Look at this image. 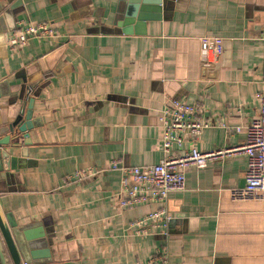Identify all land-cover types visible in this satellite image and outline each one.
<instances>
[{
    "label": "crops",
    "instance_id": "1",
    "mask_svg": "<svg viewBox=\"0 0 264 264\" xmlns=\"http://www.w3.org/2000/svg\"><path fill=\"white\" fill-rule=\"evenodd\" d=\"M22 21L56 36L11 49ZM263 32L264 0H0V113L12 121L35 100L32 145L21 135L13 151L33 164L0 184L2 214L47 238L46 264H152L162 251L167 264H264V208L246 191L243 155L187 170L165 205L121 208L111 169L162 160L170 97L201 107L206 123L174 154L243 145L261 109ZM85 170L100 173L74 179ZM162 209L166 228L131 229Z\"/></svg>",
    "mask_w": 264,
    "mask_h": 264
},
{
    "label": "built area",
    "instance_id": "2",
    "mask_svg": "<svg viewBox=\"0 0 264 264\" xmlns=\"http://www.w3.org/2000/svg\"><path fill=\"white\" fill-rule=\"evenodd\" d=\"M56 36V31L48 24H34L22 21L18 29L8 39L11 49L27 46L32 40L47 39ZM264 40V32H263ZM262 81L264 84V61L262 64ZM261 109L258 116L247 128L246 142L237 147L202 152L191 147L185 154H174V150H182L185 140H197L206 128L202 108L167 98L159 116L162 129L161 148L163 158L151 166L125 167L119 162H113L111 169L120 171L123 176L120 207L134 208L148 203L165 205L169 196L186 189V171L195 168L203 170L211 163L225 158L243 155L246 158L245 182L246 191L259 192L264 208V91L260 96ZM241 128H236L240 131ZM100 172L93 170L78 171L75 180L93 178ZM171 217L165 209L153 212L131 224V229L137 235H148L149 228H166ZM152 264H167L166 251L158 253Z\"/></svg>",
    "mask_w": 264,
    "mask_h": 264
},
{
    "label": "water",
    "instance_id": "3",
    "mask_svg": "<svg viewBox=\"0 0 264 264\" xmlns=\"http://www.w3.org/2000/svg\"><path fill=\"white\" fill-rule=\"evenodd\" d=\"M153 1L160 7L164 0ZM148 2V0H144ZM120 24V23H119ZM18 26L13 29L17 30ZM12 31V32H13ZM26 89L21 90L18 103L23 104ZM1 96V95H0ZM6 96V93L3 95ZM1 98V97H0ZM34 99H30L27 110L20 108L12 121L6 120L0 113V184L12 177V172L31 168L33 162L29 160L28 150H22L20 156L14 155L13 151L18 148L15 144L19 136H23L27 146L32 145L29 140L30 132L34 130L33 108ZM27 104V100L24 99ZM25 104V105H26ZM2 114V115H1ZM5 191L0 186V194ZM32 226H19L12 214H2L0 210V264H46L51 262V250L47 238L32 235Z\"/></svg>",
    "mask_w": 264,
    "mask_h": 264
}]
</instances>
